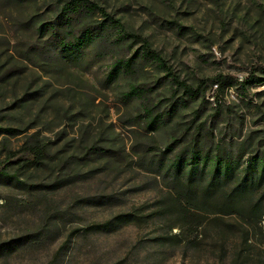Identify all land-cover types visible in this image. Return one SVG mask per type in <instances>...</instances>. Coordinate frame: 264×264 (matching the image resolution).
<instances>
[{"label": "rangeland", "instance_id": "374dc122", "mask_svg": "<svg viewBox=\"0 0 264 264\" xmlns=\"http://www.w3.org/2000/svg\"><path fill=\"white\" fill-rule=\"evenodd\" d=\"M91 1L119 19L126 31L145 38L192 88L219 76L233 86L221 93L215 83H207L205 104L201 97L187 99L182 92L174 93L165 73L146 64L142 71L106 87L103 79L114 58H129L138 50L130 41L114 51V58L91 67L60 71L34 67L22 59L19 50L36 43L34 22L50 19L59 0H0V168L8 151L20 150L36 134L50 143L56 156L40 171L21 172L20 183L27 182L23 188L0 179V264H49L81 222L104 219L119 206L125 211L152 202L159 184L131 164L128 156L118 168L73 158L92 143L131 154L141 141L152 140L157 150L171 142L173 124L147 133L132 121L139 102L121 97L130 85L150 90L148 100L161 108L175 95L187 99L176 123L189 124L197 114L195 124H206L220 144L261 142L264 146V0ZM251 75L261 82L246 87L242 97L238 84ZM212 93L220 101L217 112L215 102L208 100ZM4 129L19 133L12 135ZM69 160L78 164L79 182L55 190L44 203L32 188L42 179L54 178ZM84 175L94 179L84 181ZM102 193L116 196V204L105 209L87 205V198ZM53 222L58 231L49 233ZM135 237L136 232L129 230L97 240L99 256L108 264L118 258L123 264H141L143 254L133 260L128 256L127 246ZM167 264L181 263L172 258Z\"/></svg>", "mask_w": 264, "mask_h": 264}, {"label": "trees", "instance_id": "16d2710c", "mask_svg": "<svg viewBox=\"0 0 264 264\" xmlns=\"http://www.w3.org/2000/svg\"><path fill=\"white\" fill-rule=\"evenodd\" d=\"M58 5L50 19L34 22L36 43L19 50L22 59L34 67L53 71L71 66L91 67L112 58L115 50L130 41L139 46L138 50L129 58L113 57L103 79L106 87L121 77L142 71L146 64L155 65L165 73L174 93L182 92L187 99L201 97L205 104H208L204 96L207 83H215L221 93L233 86L232 81L219 76L202 81L194 89L171 71L145 38L126 31L119 19L96 2L59 0ZM259 82L253 75L240 82V95L245 96L246 87ZM149 92L130 85L121 97L139 102V111L132 121L145 132L156 133L162 127L174 125L171 142L163 150L154 148L152 140H140L137 148H131V154L125 150L112 152L92 143L82 147L73 158L118 168L128 156L137 169L153 176L160 189L150 203L131 206L125 211L119 206L104 219L78 224L49 264H108L99 256L97 240L129 230L135 231L136 237L127 246L128 256L133 260L143 254L141 264H167L172 258H178L181 264H264L263 144H220L206 124H195L196 113L189 124L176 123L187 99L175 95L167 107L161 108L148 100ZM214 102L217 112L220 109L217 96ZM4 131L12 135L19 133L15 129ZM38 135H33L20 150L7 152L0 179L23 188L27 182L20 183L21 172L40 171L54 161L56 156L50 151V143ZM63 165L54 178L42 179L32 188L44 203H48L47 196L55 190L76 186L81 175L78 164L69 160ZM93 179L83 176L84 181ZM142 185L139 189L143 190ZM115 197L102 193L87 198L90 201L87 205L105 209L116 204ZM57 231L58 226L53 222L49 233ZM85 248L89 251L83 252ZM109 264H123V261L118 258Z\"/></svg>", "mask_w": 264, "mask_h": 264}, {"label": "built area", "instance_id": "2783aa9c", "mask_svg": "<svg viewBox=\"0 0 264 264\" xmlns=\"http://www.w3.org/2000/svg\"><path fill=\"white\" fill-rule=\"evenodd\" d=\"M214 87H216V86H214ZM213 95V93L211 94V95H209V102H214V96H212Z\"/></svg>", "mask_w": 264, "mask_h": 264}]
</instances>
